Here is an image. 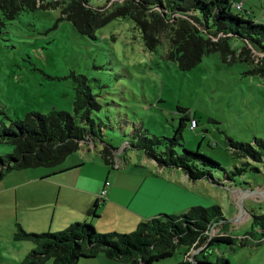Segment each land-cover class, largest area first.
<instances>
[{
	"label": "rangeland",
	"instance_id": "1",
	"mask_svg": "<svg viewBox=\"0 0 264 264\" xmlns=\"http://www.w3.org/2000/svg\"><path fill=\"white\" fill-rule=\"evenodd\" d=\"M230 1L244 3V10L234 7V13L264 23V0ZM169 35V30L162 32L159 46L150 51L128 16L97 28L92 38L63 17L61 8L23 11L0 31V125H10L30 112H73L76 83L72 72L83 74L101 104L93 112L103 125L97 146L99 150L105 144L117 148L122 165L110 167L123 172L131 164L158 167L143 150L128 142L137 133L172 137L184 115L180 107L188 109L187 114L194 116L198 125L193 128L187 122L182 144L214 158L228 172L244 167L231 180L223 168H214L213 175L220 182L208 178L195 182L203 189L199 193L203 199L195 198L194 205H220L227 230L236 237L234 245L214 243L209 258L220 255L231 264H264L261 226H256L255 235L241 244L252 231L251 214L264 215V158L259 162L251 156H238L229 145L233 139L264 153L260 145L264 141V78L251 72L252 63L240 59L227 62L219 52L206 54L195 68L184 71L178 62L167 58ZM230 43L237 53L245 45L240 38H232ZM177 149L184 151L181 145ZM0 150V154L11 153L13 146L0 143ZM18 199L16 204L14 196L0 198V264H21L27 255L22 245L31 244L13 238L16 224L12 214L15 209L25 212L28 207L26 198ZM219 231L220 225L212 229V233ZM182 259L183 253L178 250L153 264H178ZM45 264H52V260Z\"/></svg>",
	"mask_w": 264,
	"mask_h": 264
},
{
	"label": "trees",
	"instance_id": "2",
	"mask_svg": "<svg viewBox=\"0 0 264 264\" xmlns=\"http://www.w3.org/2000/svg\"><path fill=\"white\" fill-rule=\"evenodd\" d=\"M49 8H61L63 17L80 33L92 38L97 28L113 19L131 17L150 51L159 46L160 34L169 30L167 58L178 62L184 71L195 68L206 54L219 52L224 61L240 59L252 63L251 72L264 78V23L234 13L230 0H0V31L23 11ZM232 38L245 42L241 52L237 53L231 46ZM72 77L76 83L73 112L58 109L48 113L30 112L22 119L12 120L10 125H0V143L13 146L11 153L0 154V179L14 170L58 166L84 145L90 149L97 147L103 125L93 117V112L101 104L85 75L72 72ZM180 111L184 115L172 137L137 133L129 145L143 150L147 159L161 168H180L193 181L208 178L220 182L214 177L213 169L223 168L221 164L182 144L183 129L187 122L191 126L194 116L190 118L188 109L180 107ZM177 145L183 146L184 151H178ZM229 145L238 156H251L259 162L264 158L263 150L250 144L230 139ZM260 145L264 147V141ZM100 153L106 164L114 168L118 149L105 144ZM224 170L231 180L244 167H236L232 172ZM97 205L91 210L93 215H97ZM251 216L252 231L242 239V245L255 235L256 226H261L264 236V215ZM226 222L220 205L194 206L181 215L161 214L142 221L126 233L99 232L87 221H76L54 232H29L17 222L13 238L34 245L21 264H45L48 260L52 264H78L81 258H94L101 253L128 264H153L178 250L183 253L178 264H231L225 256L209 258L214 243H236ZM214 224L220 225L223 234L209 239L206 232Z\"/></svg>",
	"mask_w": 264,
	"mask_h": 264
},
{
	"label": "crops",
	"instance_id": "3",
	"mask_svg": "<svg viewBox=\"0 0 264 264\" xmlns=\"http://www.w3.org/2000/svg\"><path fill=\"white\" fill-rule=\"evenodd\" d=\"M100 151L98 146L92 150L84 145L58 166L14 170L0 179L1 200L14 196L19 204V196L26 198L27 210L15 209L12 214L15 224L20 222L36 231H55L76 221H87L99 232H130L158 215L184 214L196 206L195 198L203 199L199 197L203 189L180 168L158 172L159 166L153 164H131L123 172H114ZM96 203L97 215H93ZM22 246L26 254L34 247L32 243ZM78 264L118 262L101 253L81 258Z\"/></svg>",
	"mask_w": 264,
	"mask_h": 264
},
{
	"label": "built area",
	"instance_id": "4",
	"mask_svg": "<svg viewBox=\"0 0 264 264\" xmlns=\"http://www.w3.org/2000/svg\"><path fill=\"white\" fill-rule=\"evenodd\" d=\"M231 7L232 8H236V9H238V10H244V3L241 1V2H233L232 4H231ZM247 13H249V11H247ZM197 126V120L193 117L192 118V120H191V127H196ZM94 147H91V149L92 150H94L93 149ZM152 163H155L153 160H150ZM122 162H123V160L120 158V156H119V153L117 154V155H115V158H114V167L115 168H120L121 167V165H122ZM105 195H106V190L104 189L102 192H101V198L103 199L104 197H105ZM216 226H218L217 224H214L211 228H210V230H208L206 233H207V235L209 236V239H211L213 236H215V235H217V234H223L222 232H221V228H220V231L218 232V233H212V229L213 228H215ZM192 253L193 254H195L196 253V251H194V250H192Z\"/></svg>",
	"mask_w": 264,
	"mask_h": 264
},
{
	"label": "water",
	"instance_id": "5",
	"mask_svg": "<svg viewBox=\"0 0 264 264\" xmlns=\"http://www.w3.org/2000/svg\"><path fill=\"white\" fill-rule=\"evenodd\" d=\"M245 210V208H243Z\"/></svg>",
	"mask_w": 264,
	"mask_h": 264
}]
</instances>
